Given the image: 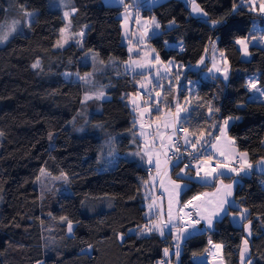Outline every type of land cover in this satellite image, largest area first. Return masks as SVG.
<instances>
[{"label":"trees","instance_id":"1","mask_svg":"<svg viewBox=\"0 0 264 264\" xmlns=\"http://www.w3.org/2000/svg\"><path fill=\"white\" fill-rule=\"evenodd\" d=\"M238 2L196 0L208 12L209 19L223 21L216 29L194 17L182 0H168L144 9L143 16H155L162 25V35L149 40L160 59L184 66L181 83L167 96L168 104L174 103L177 96L183 102L186 93L181 86L186 80L200 79L201 70H206L188 67L205 56L206 48L205 60L210 67L209 40L217 41L230 66L229 79L224 83L221 78L200 79L195 92L202 100L191 101L193 108L188 116L193 126L208 128L206 108H197V104L217 97L214 105L220 111L214 113L216 120L239 117L229 126L228 135L255 162L264 157V103L250 101L252 93L246 82L255 77L259 86L264 87V49L249 47L251 58L244 61L234 41L252 32L254 21L259 30H264V18L248 11L246 6L233 13V5ZM21 6L37 13L29 32L16 34L0 46V132L4 134L0 138V264H160L165 257L164 249L174 245L170 237L155 232L149 235L128 232L147 222L141 182L149 181L150 174L147 166H138L125 158L136 146L131 135L134 115L128 100L122 99L137 93L140 77L115 76L114 72L102 76L105 78L102 86H86L73 76L66 79L63 75L88 72L90 67L80 62L89 51L104 62L111 58L128 60L127 48L122 43L123 8L108 6L103 0H72L71 7L78 9L71 16L72 32L76 34L86 28L82 48L71 44L56 49L65 27L62 12L50 9L49 0H0V24L9 12L22 15ZM173 19L177 26L168 30L167 25ZM164 41H168V46ZM181 42L183 51L179 50ZM37 59L41 68L33 69ZM100 88L106 100L81 103L86 91ZM167 89L164 88L162 98ZM162 107L168 111L167 106ZM79 128L84 131H77ZM110 137H115L113 147L121 159L117 166L101 170L104 166L97 162L98 153L107 151L105 142ZM41 169L53 176L67 173L71 194L43 196L35 186ZM175 171H172L174 179ZM263 179L252 173L234 189L233 196L248 209L252 221L249 239L252 264H264ZM212 190L192 182L180 202ZM65 216L73 222L72 235L61 222L60 218ZM117 233L124 234L123 243L117 240ZM243 238V225L234 223L229 215L215 223L208 233L184 241L179 264H195L194 253L202 256L207 254L205 249L214 251L209 239L214 244H223L220 254L225 264H240ZM88 244L94 246L90 257L81 251ZM173 259L174 252L171 264Z\"/></svg>","mask_w":264,"mask_h":264},{"label":"snow or ice","instance_id":"2","mask_svg":"<svg viewBox=\"0 0 264 264\" xmlns=\"http://www.w3.org/2000/svg\"><path fill=\"white\" fill-rule=\"evenodd\" d=\"M161 0H147V3L151 6H155L160 3ZM72 0H55L54 6H59L63 9V17L67 20L78 9L70 7ZM109 3L122 6L123 12V24L124 37L131 44L129 37V31L127 28L129 19L134 20V24L138 26L137 31L139 33L136 44H145L149 39V34L152 38L162 35V25L156 19L155 16H151L144 19L140 15V9L142 6V0H109ZM192 8V12L201 19V22L208 25L211 29H216L223 23L222 20L209 19V14L196 0H186ZM247 7L248 11L258 12L264 15V0H239L238 3L233 5L232 12L236 13L238 8ZM22 15L24 17L23 23L31 28L34 18L37 13L34 10H28L21 6ZM143 20V23H142ZM21 21L13 19L11 23L5 22L0 24V43H5L9 37L14 34ZM177 26L175 19L171 20L167 29L172 30ZM258 25L253 22V31L243 38H236L234 43L239 45V51L242 52L244 57L251 55L249 52L250 42H255L257 46L264 45V34L257 35ZM67 29H61V40H57L56 47L63 48L66 44L67 37L64 33ZM264 31V30H260ZM80 39L76 40V43L80 45L84 36V31H80L76 34ZM136 35V33H133ZM218 39V38H217ZM209 43L212 46V55L209 57L211 66L205 63V57L202 56L198 63L193 68H199L201 65L206 69L205 75H210V79H221V82H227L229 79V68L227 67L228 60L223 51L219 52V60L217 59V47L216 40L210 39ZM165 46H168V41H164ZM129 52L132 51V47H129ZM179 50L183 51L182 42L179 45ZM138 58L132 59L131 57L124 63V74H135L136 77L141 79L137 81L139 89L144 91H137L133 96L129 94L122 99H127L128 104L131 105V110L134 114L132 123V142L136 143L139 140L136 151L127 153V157L131 158L128 162H136L138 166H147L149 173L155 172L156 176H151L150 181H142L141 186L145 189V199L150 202L147 205V211L145 217L147 222L143 226H139L138 229H129V233H135L136 235H149L152 232H158L160 236L165 235V229L175 233L174 239V255L179 259L181 243L189 239L196 234H204L206 229H212L214 223H218L223 218L232 215L233 220H238L244 227L248 237L252 235V221L249 219L247 213L248 209L242 207L237 203L234 196V189L237 185H240L245 177L252 175L254 170H258L264 173V157L257 158L255 162L250 160L249 153L247 151H240L236 147V140L228 135V128L230 122L234 123L239 117H221L219 121L216 120L214 113H219V107H215L214 101L217 97H212L203 103H198L197 108H206L207 119L205 123L208 124V128L202 126H193L190 118L182 113L188 112V105L192 100L201 101L202 98L195 92V81L186 80L185 84L181 86L186 93L183 98V102L180 101L179 96L175 98V102L172 104L167 103V96L171 95L173 89L179 84L181 79V72L184 70L182 64H177L173 60L167 62L160 59L159 53L154 48L149 49L143 56L139 55V49L137 48ZM208 49H205L207 54ZM149 53H155V55L149 58ZM92 71L85 72L81 75L79 72L63 73L66 79L75 76L76 80L82 81L85 85L95 84V73L97 71H103V67H107L103 60L99 63L103 67L96 68V54L91 57ZM112 66H117L116 61L109 62ZM223 64L224 67L220 65ZM157 65H162L164 72L161 74L160 68ZM33 69L41 68V61L37 59L32 64ZM153 69L155 71L153 72ZM173 69L176 72L173 73ZM139 70V71H138ZM119 74V73H118ZM219 74V76L217 75ZM153 79L155 83H153ZM163 80H168L169 87L167 92L161 97V93L164 91ZM175 82V83H174ZM260 81L258 78H249L246 82L247 90L252 93L249 97L252 102L264 103V87L259 86ZM148 85H152L148 87ZM146 97V99H145ZM106 94L102 88L95 91H86L81 103H87L90 100H104ZM138 101H142L138 102ZM168 107V112L165 114L163 107ZM241 107L243 105H240ZM155 107L156 119H151V109ZM145 114L148 115V119L145 120ZM164 115V119L161 120V116ZM74 123V120L72 121ZM155 123V128L149 132L147 128H152ZM96 127H101L96 125ZM163 130V131H162ZM77 131H84L83 128L77 129ZM213 133H215L213 135ZM3 132H0V136H3ZM53 134H49V140H52ZM115 143V137H110L105 144L108 146L107 151L101 150L98 153L97 162L102 164L106 170L113 166H117L121 157L115 151L113 145ZM264 143V141H262ZM187 158V162H185ZM174 162V163H173ZM174 169L175 179H173L171 173ZM194 173V174H193ZM50 176V173H46L44 169H41L40 176ZM39 180V177L37 178ZM54 179L63 180L65 183H70L67 173L61 172L59 177ZM227 181V182H226ZM192 182H199L202 187L212 188L211 192H201L193 195L191 199L181 204L180 194L185 191ZM156 189H162L163 194L160 196H152L151 192ZM167 201V211H164L163 202ZM111 207V204H109ZM174 208L176 209L174 214ZM191 209V211H185ZM61 222L65 223L66 230L69 235L73 234V222L68 217H61ZM201 222H204V228L200 227ZM117 240L121 243L124 242V234L117 233ZM208 243L212 245L214 251L205 249L208 255L216 259L223 249V244H214L211 239ZM94 250L92 244H88L86 248L82 249V253L91 256ZM249 239H242V247L239 253L240 264H252V257L250 255ZM164 255L170 256L168 248L164 249ZM194 259H199L196 253L193 254ZM220 264H223V259L220 257Z\"/></svg>","mask_w":264,"mask_h":264},{"label":"rangeland","instance_id":"3","mask_svg":"<svg viewBox=\"0 0 264 264\" xmlns=\"http://www.w3.org/2000/svg\"><path fill=\"white\" fill-rule=\"evenodd\" d=\"M166 1H168V0H161V2L160 3H158V4H156L155 6H157V5H159V4H162V3H164V2H166ZM183 2H185V4L190 8V10H191V14L195 17V16H197L195 13H193L192 12V8H191V6L189 5V4H187L186 3V0H182ZM103 2L106 4V5H108V6H115V7H120V8H122V6H120V5H117V4H113V3H109V0H103ZM258 2H259V0H258ZM55 5V0H49V7H50V9H52V10H60L61 12H62V16H63V11L65 10V9H63V8H61V7H59V6H54ZM155 6H151V5H149L148 3H147V0H142V6H141V9H140V15H141V17L142 18H144V19H147V18H149V17H144L143 16V11H144V9H152L153 7H155ZM70 7H71V5H70ZM122 12H123V10H122ZM258 13V12H257ZM11 12H9V13H7V15H6V18L4 19V21L2 22V24H4L5 22H7V23H11V21L13 20V19H18V20H20L21 21V24H20V26L18 27V30L14 33V34H12L10 37H9V39L10 38H12L14 35H16V34H26V33H28L29 32V27H27L24 23H23V21H24V17L20 14V13H16L15 12V14H12ZM73 15V14H72ZM71 15V16H72ZM258 15L259 16H263V18H264V15H261V14H259L258 13ZM71 16H70V18L69 19H65L64 17H63V19H64V21H65V27L63 28V29H67V31L64 33V36L65 37H67V43L66 44H64V47L63 48H65V47H67V46H69V45H71V44H74V45H76V46H78L79 48H82V44H83V40H84V38H85V33H86V28L83 30L84 31V36H83V38H82V43L80 44V45H78L77 43H76V40L77 39H80L75 33H73L72 32V23H71ZM260 18H262V17H260ZM263 18H262V21H263ZM120 19L122 20L121 21V29H122V43H123V45H125L126 46V48H127V52H128V56H129V58L131 57L132 59H137L138 58V52H137V48L139 49V55L140 56H143V54L145 53V52H148L149 51V49H151V48H153V46L149 43V40H150V38H152L151 37V35L149 34V39L146 41V43L145 44H140V45H137L136 44V40L138 39V36H139V33H138V31H137V28H138V26H136L135 24H134V20L132 19V18H130L129 19V22H128V25H127V28H128V31H129V37H130V39H131V44H129V41L127 40V39H125V37H124V28L122 27V24H123V16H122V13H121V15H120ZM142 23H143V20H142ZM162 31H163V29L161 28V33H162ZM133 33H136V35H133ZM259 35V34H258ZM62 38V37H61ZM61 38H60V40H61ZM8 39V40H9ZM7 40V41H8ZM6 43V42H5ZM5 43H0V46H2V45H4ZM238 46V49H239V45H237ZM252 46H256V47H260V48H263L264 49V45H260V46H257L256 45V43L255 42H250V44H249V47H252ZM129 47H132V51L131 52H129ZM216 47H217V49H218V46H217V41H216ZM56 49H63V48H58V47H55ZM210 52H211V55H212V46H211V50H210ZM219 49H218V51H217V53H216V55H217V59L219 60ZM241 52V51H240ZM242 53V52H241ZM93 54H96L94 51H89V52H86L85 54H84V56L81 58V62H80V64L81 65H84V66H89L90 67V70L88 71V72H91L92 71V60H91V56L93 55ZM153 55H155V53H149V58L151 57V56H153ZM96 58H97V62H96V68L97 69H100V68H102L103 66L102 65H100V63H99V61H100V59L98 58V56H97V54H96ZM129 58H128V60H129ZM250 58H251V55L250 56H248V57H244L243 56V54H242V59L244 60V61H247V60H250ZM205 59L207 60L208 59V54H205ZM116 61L117 62V66H112L109 62L110 61ZM127 60V61H128ZM206 60H205V63H206ZM126 61V62H127ZM124 63L125 62H120V61H118L117 59H114V58H111L109 61H107V62H105V64L106 65H108L107 67H103V71H97L94 75H95V84L94 85H86V86H95V85H99V86H102L101 84L103 83V81H104V77H102V76H104L105 74H108V73H114L115 72V76H120V75H122V74H124ZM221 67H224V65L223 64H221L220 65ZM157 68H160V70H161V74H163V72H164V69H163V66L162 65H157L156 66ZM227 67L229 68V72H230V66H229V64H227ZM201 68H204V66L203 65H201L200 66V69ZM139 71V70H138ZM155 71V69H153V72ZM202 72L200 73V79L201 80H203V81H209V80H211L209 77H210V75L211 74H208L207 76L205 75V73H206V70H201ZM176 72V69H173V73H175ZM119 73V74H118ZM128 74H130V75H135V74H133V73H131L130 71L128 72ZM218 76H219V74H217ZM228 75H229V73H228ZM71 78V77H70ZM73 78L76 80V77L75 76H73ZM141 79V78H140ZM139 79V80H140ZM200 79H195V80H192V81H195L196 82V84H198L199 82H200ZM222 79V78H221ZM181 80H182V78L180 79V81H179V84L181 83ZM80 82H82V81H80ZM153 83H155V80L153 79ZM162 83L164 84V88L165 87H169V83H168V80H163L162 81ZM82 84H84L83 82H82ZM178 84V85H179ZM196 84H195V87H196ZM85 85V84H84ZM178 85H177V87H178ZM182 85H183V82H182ZM152 85H148V87H151ZM137 88H138V90L139 91H141V92H143L144 90L143 89H139V85H138V83H137ZM136 94V93H135ZM135 94H133V96L135 95ZM162 94V93H161ZM107 97V96H106ZM162 97V96H161ZM107 99V98H106ZM106 99H104V100H106ZM145 99H146V97H145ZM94 100V99H93ZM93 100H90V101H88V102H91V101H93ZM87 102V103H88ZM138 102H141L142 103V101H138ZM129 105V104H128ZM188 107V112L187 113H182V115H189L190 114V111H191V109L193 108V105H192V103L190 104V105H188L187 106ZM129 108L131 109V105H129ZM132 111V110H131ZM156 110H155V107H152V109H151V119L153 120V121H155V119H156ZM168 111H166V110H164V113L166 114ZM133 113V112H132ZM134 115V114H133ZM146 118H148V115L147 114H145V119ZM165 117H164V115H162L161 116V120H163ZM239 120V119H238ZM238 120H236V121H238ZM232 124V122H230V125ZM229 125V126H230ZM155 128V123H153V125H152V128H146V131H149V132H151L153 129ZM0 138H1V136H0ZM52 141H53V137H52V140H51V146H52ZM135 144V146H136V148H135V150L134 151H136V149H137V145L139 144H136V143H134ZM131 152H133V151H131ZM129 153V152H128ZM125 158H127V159H131V158H128L127 157V154L125 155ZM112 168V167H111ZM45 172L46 173H49L48 171H46L45 170ZM153 172H151V175H153V176H156V173H153ZM150 174V173H149ZM171 175H172V173H171ZM54 177H59V176H53V175H50V176H43V177H41L40 175H39V180L37 179V181H36V184H35V186L37 187V189L39 190V192L43 195V196H45V195H52V196H57V195H61V196H66V195H70L71 194V190H70V187H69V183H65L63 180H59V179H54ZM172 177H173V175H172ZM173 179H174V177H173ZM150 181V180H149ZM238 186V185H237ZM236 186V187H237ZM235 187V188H236ZM159 191H161V192H163V190L162 189H156V190H153L152 192H151V195L152 196H157V194H158V192ZM213 191V190H212ZM184 192V191H183ZM183 192H181V194H180V197H181V195H182V193ZM142 193H143V197H144V200H145V203H144V206H145V208H146V211H147V205H148V203L150 202L149 200H147V199H145V189L143 188V191H142ZM167 202V201H166ZM175 211H176V209L174 208V214H175ZM239 226H242V224H240ZM153 233V232H152ZM165 237H167V236H165ZM245 238H248V239H250L251 237H248V235H247V233H246V231H245ZM174 246V245H173ZM180 260V256H179V259H178V261ZM177 261V262H178ZM178 264H179V262H178Z\"/></svg>","mask_w":264,"mask_h":264},{"label":"crops","instance_id":"4","mask_svg":"<svg viewBox=\"0 0 264 264\" xmlns=\"http://www.w3.org/2000/svg\"><path fill=\"white\" fill-rule=\"evenodd\" d=\"M195 17H197V16H195ZM199 18V17H198ZM205 57V56H204ZM198 69H200V67L199 68H193L192 67V70H198ZM161 96H162V94H161ZM163 131V130H162ZM153 173H155V172H153ZM152 173V174H153ZM194 174V173H193ZM154 175V174H153ZM153 175H151L150 174V177L151 176H153ZM150 180V179H149ZM207 192H211V191H207ZM163 194V192H161V191H159L158 192V194H157V196H160V195H162ZM163 204H164V211L166 212L167 211V202H166V199H165V201L163 202ZM185 211H191V209H186ZM248 215V214H247ZM232 220H233V218H232ZM233 222L234 223H236L237 225H240L241 223L238 221V220H233ZM214 225H215V223H214ZM214 225H213V228H214ZM200 227L203 229L204 228V222H201V225H200ZM212 228V229H213ZM212 229H206L205 230V232L204 233H208L209 231H211ZM155 233H158V232H155ZM159 234V233H158ZM197 235V234H196ZM165 236H169L170 237V240L172 241V243L173 244H175V239H174V236H175V233L174 232H172V231H170L169 229H165V235L164 236H161V237H165ZM183 243L184 242H182L181 243V246L183 245ZM181 246H180V248H181ZM199 257V259H194V257H193V262L195 263V264H220V257H222V259H223V256L221 255V254H219L218 256H217V258L216 259H213V257L212 256H210V255H208V253L207 254H205V255H202V256H198ZM219 260V261H218ZM178 260H177V258L175 257V255H174V259H173V263L172 264H178V262H177ZM218 261V262H217ZM223 264H225L224 263V260H223Z\"/></svg>","mask_w":264,"mask_h":264},{"label":"built area","instance_id":"5","mask_svg":"<svg viewBox=\"0 0 264 264\" xmlns=\"http://www.w3.org/2000/svg\"><path fill=\"white\" fill-rule=\"evenodd\" d=\"M262 33H263V31L258 30L256 34L258 35V34H262ZM188 70H192V67L189 66V67H188ZM147 119H148V118H146L145 120H147ZM146 128H147V127H146ZM185 162H187V158H185ZM173 163H174V162H173ZM261 183H262V185L264 186V179H263V181H262ZM169 252H170V253L174 252V246H173V245L170 246V248H169ZM160 264H171V255L168 256V257L165 256V257L161 260Z\"/></svg>","mask_w":264,"mask_h":264},{"label":"water","instance_id":"6","mask_svg":"<svg viewBox=\"0 0 264 264\" xmlns=\"http://www.w3.org/2000/svg\"><path fill=\"white\" fill-rule=\"evenodd\" d=\"M253 173H255L256 175L260 176V177H263L264 178V173H261L260 171L258 170H254Z\"/></svg>","mask_w":264,"mask_h":264},{"label":"bare ground","instance_id":"7","mask_svg":"<svg viewBox=\"0 0 264 264\" xmlns=\"http://www.w3.org/2000/svg\"><path fill=\"white\" fill-rule=\"evenodd\" d=\"M218 261H219V260H218ZM218 261H217V262H218Z\"/></svg>","mask_w":264,"mask_h":264}]
</instances>
